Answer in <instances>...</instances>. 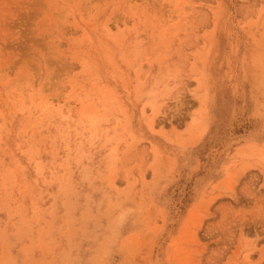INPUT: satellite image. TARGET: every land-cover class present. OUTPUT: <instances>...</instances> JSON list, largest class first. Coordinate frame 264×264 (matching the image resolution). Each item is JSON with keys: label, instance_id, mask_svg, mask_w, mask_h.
<instances>
[{"label": "rangeland", "instance_id": "1", "mask_svg": "<svg viewBox=\"0 0 264 264\" xmlns=\"http://www.w3.org/2000/svg\"><path fill=\"white\" fill-rule=\"evenodd\" d=\"M0 264H264V0H0Z\"/></svg>", "mask_w": 264, "mask_h": 264}]
</instances>
